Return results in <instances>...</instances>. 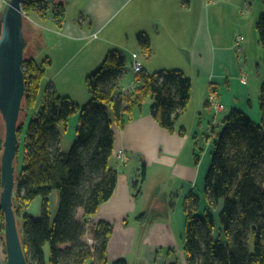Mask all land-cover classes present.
<instances>
[{
  "label": "crops",
  "instance_id": "crops-1",
  "mask_svg": "<svg viewBox=\"0 0 264 264\" xmlns=\"http://www.w3.org/2000/svg\"><path fill=\"white\" fill-rule=\"evenodd\" d=\"M5 7L6 0H0V21ZM263 9V0H68L62 23L51 12L47 17L37 10L30 13L31 54L37 62L51 61L43 90L50 85L81 107L91 100L88 75L115 49L125 54L128 63L139 60L148 73L178 69L193 83L190 107L178 120L176 131L162 127L153 117L152 98L134 107L132 119L123 128L113 125L115 147L110 164L118 182L90 220L113 225L107 251L111 263L126 258L129 264L175 260L188 264L184 202L194 192L206 204L205 180L215 150L210 135H217V125L225 122L233 108L251 118H263L262 71L257 62L262 49L257 21ZM94 32L99 36L91 39ZM140 33L149 35L150 53L140 50ZM128 69L121 79L123 86L136 75L131 66ZM214 88L224 105L218 117L207 105ZM76 115L68 124L59 125L63 152L64 137ZM80 123L73 128L74 139ZM2 138L0 134V143ZM120 149L129 153V162L116 159ZM143 171L142 191L135 194L133 184L140 181ZM57 199L55 191L50 196L52 212ZM42 204L41 198L35 199L28 213L41 217ZM79 210L83 218L84 210ZM5 252L0 236V262L6 259Z\"/></svg>",
  "mask_w": 264,
  "mask_h": 264
},
{
  "label": "trees",
  "instance_id": "trees-1",
  "mask_svg": "<svg viewBox=\"0 0 264 264\" xmlns=\"http://www.w3.org/2000/svg\"><path fill=\"white\" fill-rule=\"evenodd\" d=\"M48 5L47 0H24L23 11L30 14L37 10L44 17L51 12L62 23L64 1L60 2L57 14ZM257 31L264 51V9L257 21ZM138 41L142 52H151L149 35L140 33ZM27 51L23 65L27 91L22 112L27 116L28 110L40 105L27 128V117L21 120V112L16 162L20 174L14 206L18 220L23 219L20 233L29 264H85L91 259L96 262L91 264H129L126 258L112 263L108 259L112 223L101 222L98 229L91 230L94 244L83 239L89 217L110 199L118 182L117 171L110 164L115 147L113 125L123 128L132 119L134 107L152 98L153 117L162 127L176 131L178 120L190 107L191 78L178 69L150 73L141 69L138 72L141 82L135 94L121 95L119 83L128 61L123 52L115 49L88 75L91 100L84 106L60 96L51 86L46 88L40 102L42 83L51 61L37 62ZM261 91L262 124L233 108L225 118V128L214 141L212 164L205 180L207 206L201 210V197L194 192L184 202L187 217L184 251L188 264H264V84ZM75 114H80L82 125L72 148L63 152L59 125L68 124ZM22 145L27 153L20 164ZM1 172L0 157V191ZM142 174L140 181L133 184L135 194L142 191L145 171ZM55 191L58 206L52 212L50 196ZM37 198L43 201L41 217L27 212ZM79 208L84 210L83 218L78 217ZM0 217L3 232L5 214L1 203ZM46 243L51 245L49 260Z\"/></svg>",
  "mask_w": 264,
  "mask_h": 264
},
{
  "label": "water",
  "instance_id": "water-1",
  "mask_svg": "<svg viewBox=\"0 0 264 264\" xmlns=\"http://www.w3.org/2000/svg\"><path fill=\"white\" fill-rule=\"evenodd\" d=\"M47 1L56 2L57 0ZM7 2L2 12L0 31V113L6 124L4 150L1 155L0 203L5 214L6 264H29L14 206V194L18 181L16 161L20 143L18 128L27 91L23 65L29 40L24 34V0H8Z\"/></svg>",
  "mask_w": 264,
  "mask_h": 264
},
{
  "label": "rangeland",
  "instance_id": "rangeland-1",
  "mask_svg": "<svg viewBox=\"0 0 264 264\" xmlns=\"http://www.w3.org/2000/svg\"><path fill=\"white\" fill-rule=\"evenodd\" d=\"M8 0H6V6H7V2ZM67 2V1H66ZM48 3H51V2H49L48 1ZM45 6V5H44ZM49 6V5H48ZM6 8V7H5ZM26 11V10H25ZM42 15V14H41ZM43 16V15H42ZM31 18V17H30ZM30 19L28 18V17H25V28H24V34H26V37L28 38V40H29V47H28V51H27V55L29 56V55H31V51L32 50H30L31 49V47H32V45H31V42H32V40L30 39L31 37H32V34H31V31H30V28H29V23H28V21H29ZM1 29H2V24H1V21H0V31H1ZM262 48V47H261ZM261 54H260V56H258V64H259V67H260V69H261V71H262V76H261V81H262V85L264 84V57H263V54H264V51H263V48L261 49V52H260ZM139 61V60H138ZM138 61H133V62H130V63H128V66L130 67H132V68H134V66H133V63H138ZM128 66H127V69H126V72L129 70L128 69ZM257 65H256V67H255V69L258 71V69H257ZM132 70H134V73H136V75L134 76V79L130 82V83H128L126 86H123V84H121V80H120V83H119V93H121V95H129V94H131V96H133V94H135V92H134V90L136 89V85H139V83L141 82V78L139 77V74H138V72L135 70V68L134 69H132ZM123 78V77H122ZM121 78V79H122ZM137 78L139 79V82L138 81H136L137 80ZM126 80V79H125ZM136 81V83H134ZM128 82V81H127ZM262 85H261V87H262ZM47 87H50V85L49 86H47ZM46 87V88H47ZM45 88V89H46ZM125 88V89H124ZM42 90H43V86H42ZM46 91V90H45ZM44 92V90L42 91V93ZM43 97V96H42ZM219 97H220V95H219ZM41 99V98H40ZM41 102V101H40ZM40 104V103H39ZM145 104H147V101H146V103ZM207 105H208V108L210 109V111L211 112H213L212 111V109L210 108V104H208L207 103ZM39 105H37V107H38ZM37 107H35L36 109H37ZM35 108H33V109H31V110H28V113H27V116L25 115L26 113L25 112H22L23 114H22V118H21V120L24 118V116H26L27 117V123H25L26 124V128H27V125H28V122H29V120L31 119V117H32V114H33V112L32 111H34L35 112ZM38 110V109H37ZM36 110V111H37ZM224 110V109H223ZM222 110V111H223ZM36 113V112H35ZM219 113V112H218ZM214 114V113H213ZM25 117V118H26ZM215 117H218V114L217 115H215ZM219 118L221 119V118H224V116L223 115H220L219 116ZM253 118V120L257 123V124H262V117L260 118V119H258L257 117H252ZM75 119V120H74ZM77 119V120H76ZM81 118H80V114H77L76 116H75V118H73L72 120H71V131H69L70 133L68 134V135H66V137H64V147H66V148H64L66 151H68V150H70L71 148H72V146L74 145L73 143H74V141H75V134H74V131H75V129H73L74 128V126H75V124L77 123V121H78V124H81L80 123V120ZM26 120V119H25ZM215 125H217V124H215ZM225 122L223 123V124H220V125H217V127H216V129H217V135L216 136H211L210 135V138H211V140L214 142L215 140H217L218 138V135H219V133L225 128ZM77 126V125H76ZM25 128V129H26ZM5 131H6V124L4 123V120H3V116H2V114L0 113V134H1V136H3V138H2V142L0 143V157H1V155H2V152H3V150H4V147H3V142H4V140H5ZM25 136V135H24ZM70 138L71 139H73V142H71L70 143V141H68V140H70ZM26 142V137H24V139H23V144ZM69 142V143H68ZM68 144H70L71 146H66V145H68ZM23 146V145H22ZM121 151V152H120ZM26 153H27V150H26V148H24V146H23V149H22V153L20 154V164L22 163V160L25 158V155H26ZM116 153V157L118 156V154H120V153H123V155L125 156V157H127L126 159V162H123V163H127V162H129V160H130V155H129V153H127L126 151H124L123 149H120L118 152H115ZM114 155V154H113ZM119 162H121L122 163V161H123V157H117L116 158ZM17 162V161H16ZM19 171H20V169H18V175L20 174L19 173ZM16 192V191H15ZM188 197V196H187ZM201 205H203V206H201V210H203L204 208H205V206H207L205 203H202ZM57 209V208H56ZM55 209V210H56ZM51 210H52V208H51ZM27 212H28V209H27ZM78 217H81V214H80V212L78 211ZM92 217V216H91ZM91 217H89V219H88V224L89 223H93V227L91 228V227H88V225H87V229H86V234L84 235V237H83V239H84V241H86L88 244H94L93 242H94V235H93V233L91 232V230H93V228H96V229H98L99 228V226H100V224L98 223H94V222H91L90 220H91ZM1 222H2V220H1V217H0V224H1ZM22 222H23V219H19L18 220V224H19V226H20V229L22 228ZM4 224H5V220H4ZM4 232H5V229H4V231L3 232H1L0 231V236H4ZM5 237V236H4ZM4 240V243H5V239H3ZM90 240H93L92 241V243H89L90 242ZM46 246H45V253H46V256H47V259L49 260L50 259V251H51V245H49V243H46L45 244ZM64 246H68V245H64ZM6 252H5V258H6ZM6 260H7V258L6 259H4V260H2L1 262H0V264H6ZM93 262H95V260L93 261ZM91 263V261H87L85 264H90ZM96 263V262H95Z\"/></svg>",
  "mask_w": 264,
  "mask_h": 264
},
{
  "label": "built area",
  "instance_id": "built-area-1",
  "mask_svg": "<svg viewBox=\"0 0 264 264\" xmlns=\"http://www.w3.org/2000/svg\"><path fill=\"white\" fill-rule=\"evenodd\" d=\"M60 0H57L56 2H51V3H48L49 4V7H50V10L51 11H55V13L57 14V12H58V9H59V4H60ZM25 12V17H28L29 19H31L30 17V14L28 13V12H26V11H24ZM99 36V32H94V33H92V35H91V39L92 38H96V37H98ZM133 66H134V68H135V70L138 72V71H140L141 69H142V64L138 61V63H133ZM133 68V69H134ZM136 74V73H135ZM136 81H138L139 82V79L137 78V80ZM136 81L134 82V83H136ZM136 86H138V85H136ZM211 94L209 95V98H208V100H207V103L208 104H210V108L212 109V111H213V113H214V115H217L218 114V112H220V111H222L223 109H224V105L221 103V101H220V97H219V93H218V90H216L215 88L210 92ZM121 152V151H120ZM117 157H123V161H122V163L123 162H126V158L127 157H125L124 155H123V153H120V154H118V156ZM88 227H93V223H89L88 224ZM92 241L93 240H90V242L89 243H92Z\"/></svg>",
  "mask_w": 264,
  "mask_h": 264
}]
</instances>
